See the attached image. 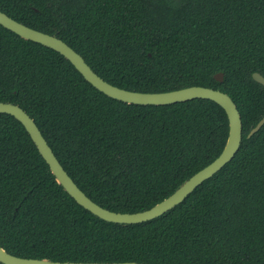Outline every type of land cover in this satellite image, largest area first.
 <instances>
[{
	"label": "trees",
	"instance_id": "trees-1",
	"mask_svg": "<svg viewBox=\"0 0 264 264\" xmlns=\"http://www.w3.org/2000/svg\"><path fill=\"white\" fill-rule=\"evenodd\" d=\"M0 11L63 40L120 89L219 90L243 124L234 159L182 204L120 225L80 206L24 126L1 114V248L60 263L264 264V126L248 138L264 117V86L253 79L264 77V0H0ZM0 102L27 112L76 185L122 214L173 195L220 157L230 131L210 100L109 98L58 52L1 25Z\"/></svg>",
	"mask_w": 264,
	"mask_h": 264
},
{
	"label": "water",
	"instance_id": "water-1",
	"mask_svg": "<svg viewBox=\"0 0 264 264\" xmlns=\"http://www.w3.org/2000/svg\"><path fill=\"white\" fill-rule=\"evenodd\" d=\"M0 25L5 29L15 33L24 40L32 41L50 48L66 60H68L83 78L98 91L109 98L130 105L144 106H166L183 103L195 99H205L217 103L221 106L229 118L230 131L227 144L218 159L211 165L195 174L191 179L185 182L173 195L157 204L150 210L134 213L122 214L104 209L93 202L68 175L53 150L43 137L35 121L20 106L12 103L0 102V115L7 114L18 120L30 135L43 159L50 167L57 182L63 189L84 209L91 212L96 217L114 224L136 225L155 220L167 212L173 210L182 204L199 186L205 181L211 179L220 172L228 163H230L239 151L243 139V124L241 115L236 104L227 94L211 88L193 86L178 91L168 93H138L120 89L111 85L97 75L86 63L85 59L71 48L63 40L32 28H29L16 20L12 19L0 11ZM223 74L215 76L216 80L223 82ZM253 79L264 86V77L259 74H253ZM264 126V117L259 124L250 132L248 138H251ZM1 264H143L136 262L123 263H71V262H52L49 260H37L15 257L0 247Z\"/></svg>",
	"mask_w": 264,
	"mask_h": 264
}]
</instances>
